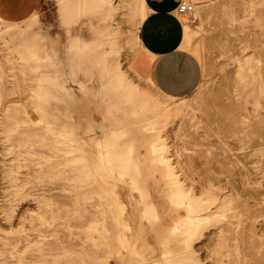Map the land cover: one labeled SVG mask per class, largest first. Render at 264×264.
I'll use <instances>...</instances> for the list:
<instances>
[{"label": "rangeland", "instance_id": "rangeland-1", "mask_svg": "<svg viewBox=\"0 0 264 264\" xmlns=\"http://www.w3.org/2000/svg\"><path fill=\"white\" fill-rule=\"evenodd\" d=\"M118 2L113 0L117 7L110 14L68 22L57 0H0V121L9 106L25 103L33 84V73L22 69L17 59L22 39L33 38L43 57L38 62L41 110L30 112L26 106L19 114L31 122L14 133V148L0 129V264H151L168 250L161 243L185 215L172 210L163 193V167L155 162L156 154L151 158V144L159 141L160 153L186 189L197 198L214 194L230 207L226 221L205 230L194 243L195 261L264 264V0H184L193 6L181 18L183 38L186 31L189 36L184 49L200 62L202 78L197 89L181 99L165 97L150 84L154 57L140 40L142 23L135 30L128 8H118ZM106 31L109 35L104 36ZM76 39L87 50L70 53ZM55 54L70 59L72 97L57 87V68L51 67ZM117 71L157 105L183 100L193 113L152 137L143 136L136 129L142 117L133 115L134 109L120 96ZM107 123L126 128L120 143L141 154V167L146 166L141 168L142 186L158 203L162 225L141 223L138 194L101 166L96 143L102 133L97 127ZM59 129L74 134L70 155L51 146ZM76 158L88 163V181L74 172L79 166L69 161ZM11 165L16 166L18 187L10 185L3 172Z\"/></svg>", "mask_w": 264, "mask_h": 264}, {"label": "bare ground", "instance_id": "bare-ground-1", "mask_svg": "<svg viewBox=\"0 0 264 264\" xmlns=\"http://www.w3.org/2000/svg\"><path fill=\"white\" fill-rule=\"evenodd\" d=\"M118 1H119L118 2V5H119L118 8H122V7L128 8L127 13L130 14L132 21H134V28L136 30V27L141 24L142 20L145 17L143 0H118ZM57 2L59 4L60 15L62 16V18L66 19V21H68V22H73V21L78 20L79 18H81L83 16L104 15L106 12L109 13L113 9H116V7H117V6H114L113 0H57ZM131 2L136 3V5L133 6ZM123 11L126 12L125 9ZM26 33H27V31H26ZM114 33H116V32H114ZM105 35H109V32L106 31L104 36ZM133 37L135 38V41L138 44L139 39H138L137 33H134ZM188 39H189V36H188V32L186 31L185 38L183 39L182 48L186 47L187 42L189 43ZM114 41H115V39H114ZM105 44H106V42H105ZM9 45H10V42H9ZM106 45H108V44H106ZM4 47H5V45H4ZM37 48L38 47H37L36 43L34 42L33 38L28 37V38L22 39V41L19 45V49L16 50V54H18V57L17 56L16 57L20 61L19 66L22 69L25 68V70L29 69L30 70L29 72L33 73V80H32L33 84L30 87L29 93L24 97L25 103L20 104V105L15 103V105L9 106V108L5 109L6 112H4V114L1 118V121H0V129L2 130V132L5 133L8 141L10 142V147H12V148L17 146V142H16L17 139H16L14 133H17L19 131L22 123L25 124V122H29V123L31 122L29 116H27L26 118H23V120H22L19 117V114L21 112H25L26 106L29 107L30 112H33V111L38 112L41 110V109L40 110L38 109V108H40V106H39V102H40V98H41L40 90H42V85L40 84L41 82H40L39 74H38V69H39L38 62L43 57L39 56V52H38L39 50ZM197 49H199V48H197ZM85 50H87V46L80 39H76V40L72 41V43L70 44V47H69L70 53H72V52L80 53V52H84ZM196 51H194L193 53H195ZM80 55H82V54H80ZM7 56H8V54H6V57ZM54 56L56 57L55 58L56 62H53L51 64V67H54L55 69L57 68L56 76H55V81L57 83V87H59V90L63 94H65L66 96L72 97L73 92L70 90V82H69L70 81L69 75H71V74H69V73H71L70 72L71 71L70 59H67L66 61H64L63 59L59 58V55L55 54ZM45 57H47V56L45 55ZM76 61H78V60H76ZM69 68H70V70H69ZM240 68H242V67H240ZM243 70H242V73H240V74H243ZM118 71L116 74V78H117L116 84H118V90H119L120 96H121L122 100L124 101V103L125 102L128 103L134 109L133 115L138 116V117H142L137 122L136 129L139 130L143 134V136L152 137L154 133H157V132H160L161 130H163V128L168 123L171 124V122H177V121L181 122L182 119L185 117H186V119H188L187 116L191 112L190 111L191 109L189 110L190 107L188 108L187 102L185 103L182 100L181 102L179 101L180 103L175 102L176 104H174V105H172V103L171 104L168 103L167 105H163V106L157 105L156 103H154L150 99V97L141 93L137 87L132 86L129 82H126L127 80L125 81L124 76H122L120 73H118ZM44 79L46 81V78H43V80ZM42 82H44V81H42ZM72 83L77 85L79 90L85 89V87L81 83H79L78 81H72ZM47 84H50V83L47 82ZM150 84H152V86H153L152 80H150ZM40 86H41V89H40ZM3 89L4 88H2V87L0 88V101L2 99H4ZM42 92L45 93V97H46V94H47L46 91H42ZM45 97H43V98H45ZM191 113H193V111ZM193 117H194V115H193ZM192 121L193 120L191 119L190 122H192ZM180 125H181V123H180ZM227 127H229V126H227ZM31 128L34 129V125H32ZM97 130L99 131V133H102V138L100 140H98L96 143V147H98V150H99L98 157H99V162L101 163V166L103 165L104 168L106 169V171H108L110 173V175H108V176H111V175L115 176L116 178L121 180L120 182H124V187H126V188L130 189L132 192H135L138 194L139 199H137V202L140 205L138 219L141 223L147 224L149 227H158V226L162 225L163 216L161 214L158 203L155 204L156 201H154V202L151 201L152 200L151 197H153V196L150 197L148 195V192L142 186V169H143L142 167L145 166V163L143 166V163L141 162L142 163V167H141L140 160H139V158H142L141 154H138L141 157L137 156V154L134 152L132 145H124V144L120 143L121 139L128 133V130L126 128H117L113 123H107L105 125H99L97 127ZM174 133H175V131H174ZM51 139H53L51 146L54 147V149H56L58 151H62L65 154H69V155L72 152H74L73 143H75L76 140L74 138L73 132H71L70 130L59 129V130L53 132ZM154 139H155L154 141H157L156 137ZM159 142H158V145H159ZM129 144H130V142H129ZM158 145L154 144V142H153V144H151V152H152L151 158L153 159V157H154L153 155L156 154L157 157L154 159L155 162L157 163V165H160L163 167V170L165 173L164 174L165 175V192L163 191V193L165 195L166 200L168 201L169 207L174 211H182L183 210L185 215H184V217L180 218L178 220V222H176L175 224H173L170 227L166 236L164 237V240H163L164 243L163 242L161 243V245H164L163 248H167L168 250L165 249V251L162 254H160V256L158 258L153 260V262L151 264H198L195 261L194 252L192 250L194 243L199 239V237L203 234V232L205 230L212 228V227H216L219 224H221L222 222L226 221V219L229 217L228 212L230 211V207L226 201L217 198V196L214 194L209 193V194H205L204 196L202 195V197H200V198H197L191 191L186 189V187L184 185H182L180 180L177 179L176 174L172 168V165L168 162L165 155L160 153V152H163V147L158 148L159 146H161V145H159V146ZM75 151H77V150H75ZM151 158H150V160L152 161ZM154 160H153V162H154ZM148 161H149V159H148ZM69 162H72L75 165H78L79 167L78 168L76 167V169H74V172L78 171L79 173H81L80 175L83 177L82 180H84V178H85V180H87V178H86L88 175L87 171L89 169L86 167L87 166L86 164H88V163H86V161H84L82 158L71 159ZM144 162H145V160H144ZM146 164H147V162H146ZM154 164L155 163H153V165ZM4 166H6V165H4ZM14 167H16V166H14ZM14 167H12V165H11V168L10 167L9 168L4 167L3 172L8 177L9 182L11 183L10 185L18 187V184L17 185L14 184V182L17 181V177H15L16 173L14 174V171H15ZM98 167H100V166H98ZM86 169H88V170H86ZM15 172H17V171H15ZM29 172H31V171H29ZM143 173H144V171H143ZM60 174H62V173H60ZM76 175H78V174H76ZM80 175H79V177H81ZM70 176H71V174H70ZM3 177H5V176H3ZM77 179H79L78 176L73 177V180H77ZM113 179H114V177H113ZM82 180H80V181L82 182ZM119 180H116V181H119ZM77 182H78V180H77ZM5 185H6V183H5ZM5 189H6V187L3 190H5ZM8 194H10V193H8ZM19 196H20V194H19ZM5 197H6V195H5ZM11 198H12V196H11ZM7 199H10V198L7 197ZM6 202H7V200H6ZM12 202H13V200H12ZM94 204H95V202H94ZM11 207L12 206H10V208ZM6 210H8V209H6ZM6 213L8 214V212H6ZM4 215H6V214H4ZM7 216H9V215H7ZM16 217H18V216H16ZM5 220H6V218H5ZM14 220H13V222H14ZM11 222L12 221H10V225H11V226H9L10 228H12V226L14 224V223L11 224ZM16 223H19V222H16ZM105 231L107 232V230H105ZM169 248H172V249H169ZM174 248H176V249H174ZM84 251L85 250H83V252Z\"/></svg>", "mask_w": 264, "mask_h": 264}, {"label": "crops", "instance_id": "crops-1", "mask_svg": "<svg viewBox=\"0 0 264 264\" xmlns=\"http://www.w3.org/2000/svg\"><path fill=\"white\" fill-rule=\"evenodd\" d=\"M184 0H143L145 17L140 40L154 57L151 79L164 96L181 99L199 86L202 67L198 59L182 48L184 14L178 12Z\"/></svg>", "mask_w": 264, "mask_h": 264}, {"label": "built area", "instance_id": "built-area-1", "mask_svg": "<svg viewBox=\"0 0 264 264\" xmlns=\"http://www.w3.org/2000/svg\"><path fill=\"white\" fill-rule=\"evenodd\" d=\"M192 11L193 6L186 2H182L178 7V12L181 14L191 13Z\"/></svg>", "mask_w": 264, "mask_h": 264}]
</instances>
